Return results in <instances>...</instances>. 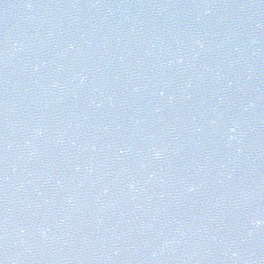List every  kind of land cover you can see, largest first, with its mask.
<instances>
[{
  "label": "water",
  "instance_id": "1",
  "mask_svg": "<svg viewBox=\"0 0 264 264\" xmlns=\"http://www.w3.org/2000/svg\"><path fill=\"white\" fill-rule=\"evenodd\" d=\"M0 264H264V0H0Z\"/></svg>",
  "mask_w": 264,
  "mask_h": 264
}]
</instances>
